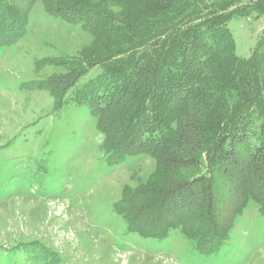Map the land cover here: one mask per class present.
<instances>
[{"label":"trees","instance_id":"trees-1","mask_svg":"<svg viewBox=\"0 0 264 264\" xmlns=\"http://www.w3.org/2000/svg\"><path fill=\"white\" fill-rule=\"evenodd\" d=\"M37 1L0 0V47L26 34ZM42 2L47 13L93 37L47 84L55 110L99 65L102 73L78 100L96 118L106 162L155 159L147 181L125 188L113 204L128 231L165 239L179 230L196 251L210 254L229 240L250 202L264 218V34L241 57L228 26L234 16H263L264 0ZM22 247L46 259L41 244ZM49 253L53 261L45 264H56Z\"/></svg>","mask_w":264,"mask_h":264},{"label":"rangeland","instance_id":"rangeland-1","mask_svg":"<svg viewBox=\"0 0 264 264\" xmlns=\"http://www.w3.org/2000/svg\"><path fill=\"white\" fill-rule=\"evenodd\" d=\"M228 26L236 53L248 57L264 34V15L234 16ZM92 39L81 24L50 15L38 0L26 34L0 47V264H45L53 261L49 252L56 264H264V218L254 202L210 254L196 251L179 230L165 239L127 230L113 204L125 188L147 181L155 159L141 154L106 162L96 118L78 100L101 66L68 90L57 111L47 87L68 71L62 61L79 56ZM33 242L47 249L44 261L22 247Z\"/></svg>","mask_w":264,"mask_h":264}]
</instances>
